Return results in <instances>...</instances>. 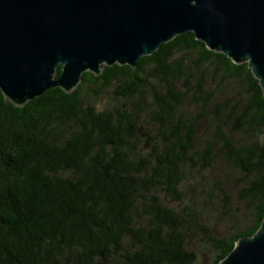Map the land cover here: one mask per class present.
Wrapping results in <instances>:
<instances>
[{
	"label": "trees",
	"instance_id": "1",
	"mask_svg": "<svg viewBox=\"0 0 264 264\" xmlns=\"http://www.w3.org/2000/svg\"><path fill=\"white\" fill-rule=\"evenodd\" d=\"M263 216L262 88L191 31L70 93L0 91V264H219Z\"/></svg>",
	"mask_w": 264,
	"mask_h": 264
},
{
	"label": "water",
	"instance_id": "2",
	"mask_svg": "<svg viewBox=\"0 0 264 264\" xmlns=\"http://www.w3.org/2000/svg\"><path fill=\"white\" fill-rule=\"evenodd\" d=\"M187 31L246 62L264 94V0H0V91L15 106L54 87L70 93L83 72L135 67ZM219 264H264V216Z\"/></svg>",
	"mask_w": 264,
	"mask_h": 264
},
{
	"label": "rangeland",
	"instance_id": "3",
	"mask_svg": "<svg viewBox=\"0 0 264 264\" xmlns=\"http://www.w3.org/2000/svg\"><path fill=\"white\" fill-rule=\"evenodd\" d=\"M114 102V99L109 96L105 95L103 98L97 101V104L99 105L100 108H104L106 106L111 105Z\"/></svg>",
	"mask_w": 264,
	"mask_h": 264
}]
</instances>
